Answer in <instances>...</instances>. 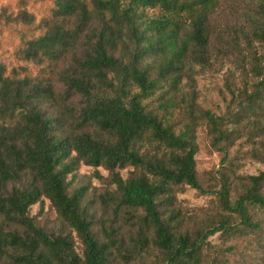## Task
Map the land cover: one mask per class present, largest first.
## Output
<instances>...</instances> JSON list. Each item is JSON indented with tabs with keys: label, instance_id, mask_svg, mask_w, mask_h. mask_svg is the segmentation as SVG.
<instances>
[{
	"label": "trees",
	"instance_id": "1",
	"mask_svg": "<svg viewBox=\"0 0 264 264\" xmlns=\"http://www.w3.org/2000/svg\"><path fill=\"white\" fill-rule=\"evenodd\" d=\"M49 1L50 18L40 22L45 31L24 32L21 54L42 66L71 55L61 90L51 78L28 69L9 73L0 63V264H120L151 250L158 264H264V170L248 175L236 197L224 181L217 211L202 218L188 217L177 198L186 186L204 190L198 122L193 105L184 110L176 94L195 63L206 65L215 53L214 39L224 40L211 23L220 0ZM18 19L32 24L36 16L24 12ZM250 64L257 79L252 91L232 92L235 109L226 116L204 112L220 150L237 132L225 128L230 119L255 118L264 127V52ZM76 95L84 105L68 116ZM48 103L62 115L48 112ZM263 146L264 139L255 152L264 163ZM81 162L110 172L115 190L100 196L106 216L96 219L88 208L87 186L70 188L68 176ZM129 166L123 178L119 170ZM43 199L80 246L72 234L52 233L30 215ZM119 214L134 220L130 248ZM214 236L231 244L217 245Z\"/></svg>",
	"mask_w": 264,
	"mask_h": 264
},
{
	"label": "rangeland",
	"instance_id": "2",
	"mask_svg": "<svg viewBox=\"0 0 264 264\" xmlns=\"http://www.w3.org/2000/svg\"><path fill=\"white\" fill-rule=\"evenodd\" d=\"M50 5L49 0H0V63L6 65L9 73L17 68L23 75L28 69L31 75L51 78V82L60 91V74L71 65V55H66L58 66H42L40 63L24 60L21 54L25 46L22 38L24 32L38 35L45 31L40 22L45 20L43 17L48 14ZM4 8H7V13ZM24 12L35 14V22L28 24L18 19ZM4 13L10 14L11 17H3ZM46 17L50 18L49 15ZM211 23L215 26L214 33L223 32L224 40L214 39L211 49L215 53L206 65L195 63V69L189 75L191 80L189 77L183 78L182 89L176 94V100L185 106L184 110L193 105V117L198 122L195 132L198 145L196 158L204 190L186 186L177 195L179 205L187 211L188 217L197 214L202 218L205 214H214L219 205L218 192L224 181L229 186L231 196L236 197L245 188L248 175H256L264 170V163L257 157L259 153L255 152L263 142L264 127L259 123L254 124L255 118H245L240 122L230 119L225 128L229 132H237L234 140L223 143V150H220L213 145V135L203 117L207 111L226 116L235 109L236 103L231 100L233 91L237 95L244 89L252 91L251 83L256 82L257 78L251 69V56L258 52L261 57L264 52V0H220ZM248 39L251 40L249 44ZM237 41L239 46L235 47L233 43ZM159 91L162 93V89ZM83 105L81 96H73L68 101L70 109H67V115L75 114ZM45 108L48 112L62 115V109L53 103H48ZM69 130V123L65 124L63 131ZM261 148L264 150V146ZM133 169L129 166L119 172L123 178H127ZM68 181L71 183V189L81 185L88 187L86 204L96 219L107 215L109 210L101 203L100 196L106 191H114L115 185L111 184L110 172L105 167H94L81 162L78 169L68 176ZM30 215L52 233L72 234L80 246L76 232L62 220L48 199L34 204ZM116 219L121 227V237L126 240L125 248H130L129 240L134 233V220H130V215L127 214H119ZM94 225L98 230L99 225ZM211 240L223 247L231 244L228 242L224 245L219 236H214ZM150 252L142 256L135 255L130 262L120 264H158L157 251Z\"/></svg>",
	"mask_w": 264,
	"mask_h": 264
}]
</instances>
